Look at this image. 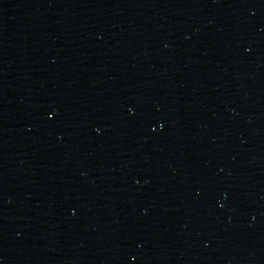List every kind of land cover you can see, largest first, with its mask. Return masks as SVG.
<instances>
[{
	"label": "water",
	"instance_id": "1",
	"mask_svg": "<svg viewBox=\"0 0 264 264\" xmlns=\"http://www.w3.org/2000/svg\"><path fill=\"white\" fill-rule=\"evenodd\" d=\"M0 264H264V0H0Z\"/></svg>",
	"mask_w": 264,
	"mask_h": 264
}]
</instances>
